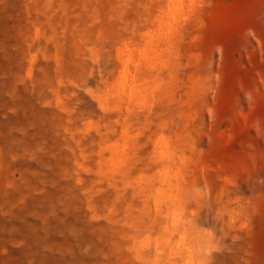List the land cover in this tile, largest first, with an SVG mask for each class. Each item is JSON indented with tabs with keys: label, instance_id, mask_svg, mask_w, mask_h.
I'll list each match as a JSON object with an SVG mask.
<instances>
[{
	"label": "rangeland",
	"instance_id": "1",
	"mask_svg": "<svg viewBox=\"0 0 264 264\" xmlns=\"http://www.w3.org/2000/svg\"><path fill=\"white\" fill-rule=\"evenodd\" d=\"M0 264H264V0H0Z\"/></svg>",
	"mask_w": 264,
	"mask_h": 264
},
{
	"label": "bare ground",
	"instance_id": "2",
	"mask_svg": "<svg viewBox=\"0 0 264 264\" xmlns=\"http://www.w3.org/2000/svg\"><path fill=\"white\" fill-rule=\"evenodd\" d=\"M181 1H171L170 3H169V6H168V8H169V12H170V14H172V15H174L175 13H178V12H180L181 11ZM127 73L126 72H124L123 73V75L121 76V85H122V87L123 88H125L126 86H127V75H126ZM163 141V140H162ZM162 145V144H161ZM163 145H164V143H163ZM162 145V146H163Z\"/></svg>",
	"mask_w": 264,
	"mask_h": 264
}]
</instances>
